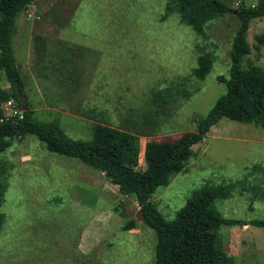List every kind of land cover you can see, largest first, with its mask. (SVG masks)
Masks as SVG:
<instances>
[{
	"label": "rangeland",
	"instance_id": "374dc122",
	"mask_svg": "<svg viewBox=\"0 0 264 264\" xmlns=\"http://www.w3.org/2000/svg\"><path fill=\"white\" fill-rule=\"evenodd\" d=\"M168 0H34L15 20L12 50L33 120L58 121L75 141L91 139L102 123L134 134L143 150L150 142L174 141L194 132L226 92L232 41L239 26L233 14L214 19L197 36L176 15L161 22ZM231 8L258 0H220ZM264 17L247 32L245 58L264 69ZM43 41V47L40 41ZM213 58L202 81L192 76L199 53ZM9 84L0 72V88ZM191 96H164L158 92ZM164 95V93L162 94ZM159 101V100H158ZM24 102V101H23ZM165 106V107H164ZM183 168L156 186L151 201L167 221L194 193L207 190L224 219L247 226L222 228L235 264H264V130L222 118L192 147ZM5 172L0 211V264H154L156 238L140 220L132 196L82 162L49 152L36 137L14 139L0 153ZM213 193V194H211Z\"/></svg>",
	"mask_w": 264,
	"mask_h": 264
},
{
	"label": "trees",
	"instance_id": "16d2710c",
	"mask_svg": "<svg viewBox=\"0 0 264 264\" xmlns=\"http://www.w3.org/2000/svg\"><path fill=\"white\" fill-rule=\"evenodd\" d=\"M33 2L0 0V72L9 84L7 89L0 88V153L6 151L14 139L30 135L44 144L49 152L74 158L98 171L118 187L121 195L134 198L141 222L154 232L156 238L154 264H235L234 258L224 249L221 229L248 224L224 219L213 209L211 200L220 196L218 192H227L226 187L214 189V198L207 190L194 193L172 221L165 220L159 214L151 197L156 186L163 185L170 174L178 173L183 168L193 153L192 147L202 142L220 119L226 118L264 130V69L250 62L243 65L252 52L247 41L249 25L253 19L264 17V0H258L253 6L241 5L237 8H231L220 0L167 1L160 21L176 15L179 22L197 36L205 37L207 24L225 14L235 15L239 26L230 51L229 77L218 78L219 82L225 84L226 92L217 99L209 113L197 121L194 132L184 133L172 142L148 143L143 150L144 169L139 168L140 142L132 133L98 122L91 127L90 140L75 141L63 133L58 121L46 123L33 120L34 110L26 101L24 83L12 50L15 20ZM38 40L43 47V41ZM254 41L253 49L259 56L264 46V32L256 35ZM196 62L192 76L202 81L211 72L213 58L211 54L201 52ZM175 95L188 99L191 93L157 92L154 102L165 105L162 98L169 96L171 100L166 103L167 106L175 100ZM8 100H13L19 108L25 107L21 118L2 121L1 105ZM4 172L5 166L0 163V175ZM3 193L4 185L0 181V205ZM3 219L0 211V230ZM250 225L264 228V221H252Z\"/></svg>",
	"mask_w": 264,
	"mask_h": 264
},
{
	"label": "built area",
	"instance_id": "2783aa9c",
	"mask_svg": "<svg viewBox=\"0 0 264 264\" xmlns=\"http://www.w3.org/2000/svg\"><path fill=\"white\" fill-rule=\"evenodd\" d=\"M3 110V120L2 121H15L18 118H21L22 110L16 106V103L13 100H8L1 105Z\"/></svg>",
	"mask_w": 264,
	"mask_h": 264
},
{
	"label": "water",
	"instance_id": "95a60500",
	"mask_svg": "<svg viewBox=\"0 0 264 264\" xmlns=\"http://www.w3.org/2000/svg\"><path fill=\"white\" fill-rule=\"evenodd\" d=\"M21 110H22V113H23L25 111V107H22Z\"/></svg>",
	"mask_w": 264,
	"mask_h": 264
}]
</instances>
